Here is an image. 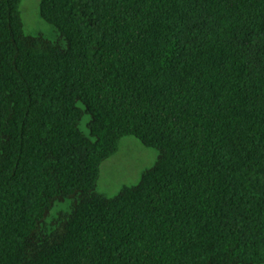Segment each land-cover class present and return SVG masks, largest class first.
I'll list each match as a JSON object with an SVG mask.
<instances>
[{"label":"trees","instance_id":"trees-1","mask_svg":"<svg viewBox=\"0 0 264 264\" xmlns=\"http://www.w3.org/2000/svg\"><path fill=\"white\" fill-rule=\"evenodd\" d=\"M20 3L0 0V264H264V0H39L53 40ZM127 136L156 162L97 195Z\"/></svg>","mask_w":264,"mask_h":264},{"label":"rangeland","instance_id":"rangeland-1","mask_svg":"<svg viewBox=\"0 0 264 264\" xmlns=\"http://www.w3.org/2000/svg\"><path fill=\"white\" fill-rule=\"evenodd\" d=\"M38 2L39 0H21L20 14L24 32L53 40L54 30L40 19ZM156 159L155 149L145 147L132 136L123 137L115 154L100 165L96 194L111 198L122 189L135 186L139 183L142 173L151 168ZM57 210H63V207L59 206L54 211Z\"/></svg>","mask_w":264,"mask_h":264}]
</instances>
